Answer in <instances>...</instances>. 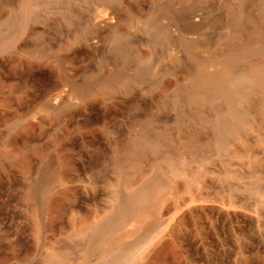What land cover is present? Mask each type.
Listing matches in <instances>:
<instances>
[{
    "label": "rangeland",
    "instance_id": "374dc122",
    "mask_svg": "<svg viewBox=\"0 0 264 264\" xmlns=\"http://www.w3.org/2000/svg\"><path fill=\"white\" fill-rule=\"evenodd\" d=\"M262 75L264 0H0V264H264Z\"/></svg>",
    "mask_w": 264,
    "mask_h": 264
},
{
    "label": "bare ground",
    "instance_id": "6f19581e",
    "mask_svg": "<svg viewBox=\"0 0 264 264\" xmlns=\"http://www.w3.org/2000/svg\"><path fill=\"white\" fill-rule=\"evenodd\" d=\"M262 77L264 79V75ZM233 113L239 118L237 112L234 111ZM154 192V190L147 189L138 192L127 205L126 214L135 217L138 223L144 222L156 206L157 195ZM96 236L105 239L110 245H114L122 237V234L117 231V225L111 221L104 228L98 230ZM113 262L114 264L127 263V261L119 262L118 260H113Z\"/></svg>",
    "mask_w": 264,
    "mask_h": 264
}]
</instances>
